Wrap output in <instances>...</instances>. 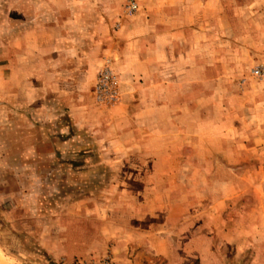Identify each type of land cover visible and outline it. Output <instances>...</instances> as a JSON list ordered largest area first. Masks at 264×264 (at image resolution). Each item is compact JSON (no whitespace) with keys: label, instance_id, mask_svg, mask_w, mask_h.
<instances>
[{"label":"rangeland","instance_id":"1","mask_svg":"<svg viewBox=\"0 0 264 264\" xmlns=\"http://www.w3.org/2000/svg\"><path fill=\"white\" fill-rule=\"evenodd\" d=\"M136 1L0 0V223L81 231L60 264H264V0H190L226 16L227 61L177 113L116 66L123 27L176 0Z\"/></svg>","mask_w":264,"mask_h":264},{"label":"crops","instance_id":"2","mask_svg":"<svg viewBox=\"0 0 264 264\" xmlns=\"http://www.w3.org/2000/svg\"><path fill=\"white\" fill-rule=\"evenodd\" d=\"M202 1L195 6L190 0H176L167 8L162 3L160 13H156L153 29L123 27L116 66L124 73V77L127 74L129 77L133 69L131 74L134 72L136 82L133 83L134 92L142 96L153 95L154 106L161 109V112L163 109L167 113H177L178 107L174 106L176 99L193 98L196 88H204L205 82L209 83L211 70L216 72L218 67L220 72L226 66V16L217 15L213 20H205L201 15L202 9L198 7L203 6ZM25 2L32 4L33 0ZM196 10L199 15H196ZM90 16L95 18L97 13ZM75 24L78 26L79 21L76 20ZM216 39L219 46L222 43V47H216ZM215 58H218V63ZM73 65L76 67V63ZM61 74H58L59 78ZM188 106L189 102L185 107ZM192 106L194 111L195 105ZM27 213L21 222L22 229L3 223L1 219V264H21L22 260L25 264H43L44 261L52 264L70 263L78 253L81 254L82 243L85 241L81 231L74 230V233L67 234L65 229L62 232L59 227L51 228L50 225H55L56 220L46 218L43 211ZM24 226H30L31 231L23 232ZM5 237L14 243L15 248H6L3 240ZM4 249L10 253L3 252Z\"/></svg>","mask_w":264,"mask_h":264},{"label":"built area","instance_id":"3","mask_svg":"<svg viewBox=\"0 0 264 264\" xmlns=\"http://www.w3.org/2000/svg\"><path fill=\"white\" fill-rule=\"evenodd\" d=\"M138 9V4L136 0H128V11L133 12ZM252 75L260 79L261 81H264V65H257L252 69ZM111 80V75L108 71H103L99 74L98 78L95 82V92L96 93H103L109 88Z\"/></svg>","mask_w":264,"mask_h":264},{"label":"water","instance_id":"4","mask_svg":"<svg viewBox=\"0 0 264 264\" xmlns=\"http://www.w3.org/2000/svg\"><path fill=\"white\" fill-rule=\"evenodd\" d=\"M1 264V263H0Z\"/></svg>","mask_w":264,"mask_h":264}]
</instances>
